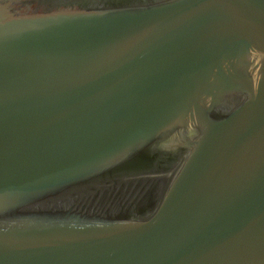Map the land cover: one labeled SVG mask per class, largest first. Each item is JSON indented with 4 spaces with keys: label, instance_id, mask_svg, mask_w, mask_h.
Returning a JSON list of instances; mask_svg holds the SVG:
<instances>
[{
    "label": "water",
    "instance_id": "obj_1",
    "mask_svg": "<svg viewBox=\"0 0 264 264\" xmlns=\"http://www.w3.org/2000/svg\"><path fill=\"white\" fill-rule=\"evenodd\" d=\"M0 264H264V0H0Z\"/></svg>",
    "mask_w": 264,
    "mask_h": 264
}]
</instances>
